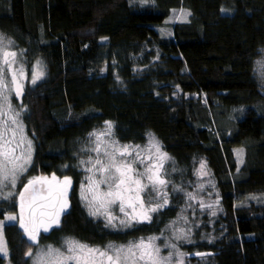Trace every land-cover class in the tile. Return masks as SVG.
Returning <instances> with one entry per match:
<instances>
[{
	"label": "trees",
	"instance_id": "obj_1",
	"mask_svg": "<svg viewBox=\"0 0 264 264\" xmlns=\"http://www.w3.org/2000/svg\"><path fill=\"white\" fill-rule=\"evenodd\" d=\"M136 1L0 0V34L20 56L41 55L47 68L25 97L37 144L31 174L70 177L69 194L83 181L91 134L105 131L106 122L121 144L143 146L152 136L184 180L202 160L218 183L226 233L187 252L210 254L203 264H264V203L248 202L264 195V87L256 65L264 50V0ZM180 11L189 20L165 35ZM78 198L67 197L59 224L42 238L124 244L163 232L179 217L165 208L149 224L113 232ZM8 207L0 203V220ZM4 232L10 264H31L24 229ZM0 264H7L1 255Z\"/></svg>",
	"mask_w": 264,
	"mask_h": 264
},
{
	"label": "snow or ice",
	"instance_id": "obj_2",
	"mask_svg": "<svg viewBox=\"0 0 264 264\" xmlns=\"http://www.w3.org/2000/svg\"><path fill=\"white\" fill-rule=\"evenodd\" d=\"M16 64L17 53L4 50L0 55V198L3 199L16 195L11 189L31 164V141L24 137L20 112L12 108L9 100V92H14L17 97L23 94V80L27 78L22 67L15 68ZM42 76V71L34 73L31 83L35 84ZM106 123L107 129L104 132L91 134L95 137L92 151L97 154V158L81 162L91 165L86 171L92 173L87 177L88 183L81 186V199L88 206L90 215H103L108 225L113 227L117 222L129 227L133 222L151 223V213L168 204L166 188L169 181L164 163L169 157L155 140L147 149V157L142 156L133 146H117L114 141H104L102 138L110 136L113 127L111 122ZM137 165H141L143 170ZM203 168L202 164L201 169ZM71 185L70 177L61 180L55 175L50 180L48 177H35L24 185L23 192L18 195L21 211L27 207L29 221L34 224L30 239L36 240L41 226L47 232L52 223L59 224L60 214L68 207L67 196ZM101 185H105L106 190H102ZM6 189L8 191L5 194ZM189 198L195 199L192 194H189ZM153 199L158 202L153 203ZM200 203L201 207H205L202 201ZM113 205H118L123 217L113 215L110 211ZM206 207L213 206L209 204ZM38 209L49 211L40 212L37 216ZM211 214L216 213L213 211ZM45 216L50 218L47 223L42 219ZM8 219L16 220L17 217L10 216ZM20 227H25L22 220ZM178 238L188 239V233L182 232ZM155 239H141L127 246L108 245L104 249L69 240L66 242L65 251L49 249L37 259V264H172V254L161 256V249L154 243ZM171 247L175 249L176 245ZM178 255L181 259L177 264H184L183 253Z\"/></svg>",
	"mask_w": 264,
	"mask_h": 264
},
{
	"label": "rangeland",
	"instance_id": "obj_3",
	"mask_svg": "<svg viewBox=\"0 0 264 264\" xmlns=\"http://www.w3.org/2000/svg\"><path fill=\"white\" fill-rule=\"evenodd\" d=\"M137 4L144 5L146 1L137 0ZM188 12L186 11H180L177 14L173 15V18L168 21L169 26L164 30L165 35H170V26L178 21L186 22L189 20L190 15H186ZM0 41H2V45H0V55H2V52L4 50L7 51H15L17 53V64L15 65V68L22 67L25 73L26 79L23 80V94L19 97H17L14 92H9V100L11 102V106L16 111L20 112V121L23 125V135L26 137L27 140L31 141V164L27 168V171L23 173L19 177V179L16 182V185L14 188L11 189L13 193H16V195H12L8 199L0 198V203H8V212L4 216V219L0 220V255L3 256L7 260V264H10L9 262V250L7 247V239L5 237L4 229L7 226H14L16 228L20 227V221L22 218L26 217V209L24 208L23 212L21 211L20 207V200H19V193L23 192L24 185L28 183L29 180L35 178V177H48L49 180L51 179L50 175H43L40 174H31L32 166L34 164V156L36 151V140L33 137L34 133L29 132L28 124L25 120V113L29 112V109L27 107V104H25V97L27 94L28 88H34L36 87L40 82L44 81L47 76V68L46 63L43 60V57L41 55H38V57L35 58H28L27 53H24V56H20V53L14 48L13 44L10 42L8 38L0 34ZM30 55V54H28ZM257 74L260 79V83L262 87H264V50L258 59L257 63ZM42 71L43 76L39 79H37L36 83H31V78L34 73ZM8 80L10 82L11 80V74H8ZM176 92V89H175ZM179 94V93H178ZM180 95V94H179ZM181 96V95H180ZM198 99V96H197ZM206 104V101L203 102ZM104 132L103 129L96 130L95 133ZM93 137V136H91ZM19 138V137H17ZM106 142L114 141L116 142L117 146H125L128 144H121L119 143L113 134V130H111L110 136H105L102 138ZM155 140L158 142V140L152 136H149V139L147 143L143 146H136V145H130L133 146L137 151L140 152L142 156L147 157L148 152L147 149L151 147L152 141ZM222 141V138H220ZM159 143V142H158ZM161 146V144H159ZM95 147V137H93L91 146L85 151L86 156L81 159V161H88L90 159L97 158V154L92 151V149ZM161 150L165 153H167V156L169 157L168 160L164 163V169L167 173V180L169 181L166 191H167V200L168 204L167 206L161 208H170L172 210L176 211V216L179 215L178 219L172 220L166 228L163 230V232L148 235V236H141L135 239H131L126 243L116 244V243H108L105 246H93L91 244H87L83 241H79L77 238H74L72 236H60V239L58 240L59 243H55L53 241H48L47 239L40 237L37 244L31 243V252L32 255L30 256L29 253L27 255L28 259L30 260L31 264H37V259L42 255V253H46L49 251V249H60L61 251L66 250V242L69 240H75L79 241L81 243L87 244L89 246L95 247V248H101L104 249L108 245L113 246H127L131 243L138 242L141 239H144L147 241L149 238H156L154 240V243L161 249V256H168L170 253L173 257L172 264H177V261L181 259V257L178 255L179 253H183V262L184 264H193L190 260L195 259L196 263L203 264L204 258L210 259V254L208 253H202L205 255H197L198 252L196 251L194 253L187 252V249L189 247H193L197 245L200 242L203 241H216V239H219L221 237H224L223 235L226 233L227 226L226 223L223 221L225 218V209L223 206L222 199L220 197V191L218 188V183L212 173V171L208 168L206 163H204L202 160L200 163L190 166L192 170L191 177L189 179L184 180V174L182 172V168H177V164L171 159L170 154L164 150L161 146ZM236 161L241 164L243 162V153L241 151H236L234 155ZM155 158V154L153 153V159ZM128 159H131L130 157ZM82 164V170L85 172L82 183H78L79 188L73 189L69 194L74 197V194L76 193V196H79V200L82 204V207L90 216L96 221H101L104 223L107 227L112 229L113 232H124L128 229L138 226V225H145L149 224L148 222L144 223H132L131 226H124L120 225L118 222L116 223V226L113 227L111 225H108L105 217L103 215L98 216H92L89 214V208L86 205L85 201L81 199V186L86 185L88 183L87 177L91 176L92 173L86 171L88 167L91 165L87 163H81ZM204 165V168L201 169V165ZM137 167H140L141 170L142 166L137 165ZM57 177V176H56ZM98 178V177H97ZM180 178H182L180 180ZM25 179L23 182L22 180ZM60 179V178H59ZM62 180V179H61ZM180 180V181H179ZM39 187V186H37ZM102 190H106L105 185H101ZM7 189L5 190V194L7 193ZM189 194H192V196L195 197V199H190ZM27 193L25 196L27 197ZM147 198V197H146ZM205 205V207H201V203ZM153 203L158 202L156 199H153ZM162 202V201H160ZM181 202L184 203V206H181ZM248 202H257V203H264V195H251L249 197ZM211 204L213 207L208 208L206 205ZM103 211V210H102ZM110 211L113 213V215L117 217H123V213H120L118 210V205H113L110 207ZM179 211V214H178ZM215 211V215H212L211 213ZM156 212L151 213L152 220L153 216ZM10 216H16V220L8 219ZM204 222H206L204 224ZM205 226L209 227L207 230L205 229ZM190 230V231H188ZM53 231V230H52ZM51 231V232H52ZM188 233V239L184 238H178L181 237L182 232ZM50 232V233H51ZM55 232V231H54ZM49 234V233H48ZM43 235V233L41 234ZM47 235V234H46ZM25 236L27 237L26 233ZM59 237V235H58ZM28 238V237H27ZM29 239V238H28ZM30 240V239H29ZM31 241V240H30ZM176 245V248L173 249L171 245ZM167 245V246H166Z\"/></svg>",
	"mask_w": 264,
	"mask_h": 264
},
{
	"label": "water",
	"instance_id": "obj_4",
	"mask_svg": "<svg viewBox=\"0 0 264 264\" xmlns=\"http://www.w3.org/2000/svg\"><path fill=\"white\" fill-rule=\"evenodd\" d=\"M45 187H46V185H45ZM68 207H69V205H68ZM68 207H67L63 212H65V211L68 209ZM43 211H49V210H46V209H38V210H37V216H39V213H40V212H43ZM63 212H62V213H63ZM62 213L60 214L59 219H60ZM42 219L45 221V223H47V221H48L50 218L47 217V216H45V217H42ZM22 221H23L24 223L27 224V227H24L23 229H24V231H25V229H28V231H25V233H26L27 237L29 238V236L33 234L34 224H33V223H30V221H29L28 209H26V217L23 218ZM55 226H56V224H55V223H52V224L50 225V227H49V231H47V232H44V231H43V226H41V227L39 228V233H38V235H37V237H36V240L34 241V240H32V239L29 238V239L31 240V243H32V244H37L38 241H39V239H40V237L42 236L41 234L43 233V234L46 235V234L50 233V232L55 228Z\"/></svg>",
	"mask_w": 264,
	"mask_h": 264
},
{
	"label": "flooded vegetation",
	"instance_id": "obj_5",
	"mask_svg": "<svg viewBox=\"0 0 264 264\" xmlns=\"http://www.w3.org/2000/svg\"><path fill=\"white\" fill-rule=\"evenodd\" d=\"M67 197H68V196H67ZM22 220H23V218H22ZM23 223H24V222H23ZM24 226H25V227H27V224H26V223H24Z\"/></svg>",
	"mask_w": 264,
	"mask_h": 264
}]
</instances>
